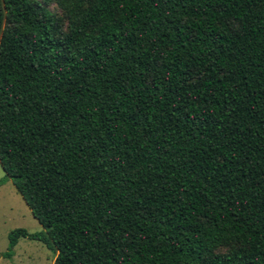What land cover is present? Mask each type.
I'll return each instance as SVG.
<instances>
[{
    "label": "trees",
    "instance_id": "trees-1",
    "mask_svg": "<svg viewBox=\"0 0 264 264\" xmlns=\"http://www.w3.org/2000/svg\"><path fill=\"white\" fill-rule=\"evenodd\" d=\"M0 168L3 257L264 264V0H0Z\"/></svg>",
    "mask_w": 264,
    "mask_h": 264
},
{
    "label": "rangeland",
    "instance_id": "rangeland-1",
    "mask_svg": "<svg viewBox=\"0 0 264 264\" xmlns=\"http://www.w3.org/2000/svg\"><path fill=\"white\" fill-rule=\"evenodd\" d=\"M50 9L58 17L61 16V12L53 5H50ZM60 22H63L62 18ZM0 180V264H52L54 254L40 241L26 238L18 239L9 258L2 256L7 248V233L10 230L23 228L28 232H37L41 230V226L31 215L10 180L4 179L1 168ZM217 251H227V247H220Z\"/></svg>",
    "mask_w": 264,
    "mask_h": 264
}]
</instances>
